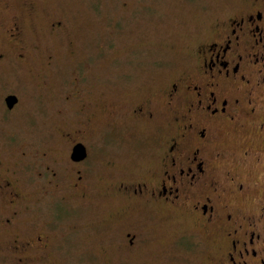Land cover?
I'll list each match as a JSON object with an SVG mask.
<instances>
[{
	"label": "flooded vegetation",
	"instance_id": "1",
	"mask_svg": "<svg viewBox=\"0 0 264 264\" xmlns=\"http://www.w3.org/2000/svg\"><path fill=\"white\" fill-rule=\"evenodd\" d=\"M11 1L0 0V126L21 116L19 108L29 93L21 72L9 73H24L27 67L46 87L43 70H33L37 54L47 68L53 64L51 54L27 40L28 28ZM46 32L60 36L65 28L51 21ZM208 33L181 56L180 70L170 78L163 75L156 94L128 97L120 119L141 128L153 164L140 174H125L112 193L180 215L165 219L190 223L171 238L166 257L171 253L181 259L178 252L203 250L202 264H264V0L231 3ZM73 86L61 99L73 101L74 107L56 110L57 131L35 139L32 152L14 148L17 138L0 129V207L5 211L0 227L8 229L4 247L15 255L13 264L34 261L31 250L39 262L54 253L49 222L30 236L17 231L18 217L31 198L38 216L42 208H47L43 216H49L51 204L66 203L72 194L85 200L92 193L87 172L95 167L91 155L104 138L92 132L95 93L78 85L77 78ZM9 96L15 98L10 107ZM72 115L76 127L70 125ZM77 145L84 148L82 157L73 155ZM29 167L34 170L32 197L25 174ZM136 231L121 234L126 239L122 252L143 262L141 243L147 237Z\"/></svg>",
	"mask_w": 264,
	"mask_h": 264
},
{
	"label": "rangeland",
	"instance_id": "2",
	"mask_svg": "<svg viewBox=\"0 0 264 264\" xmlns=\"http://www.w3.org/2000/svg\"><path fill=\"white\" fill-rule=\"evenodd\" d=\"M239 0H12L16 14H22L28 28V41L39 43L42 50L53 56L50 68L43 65L37 54L36 67L43 70L46 87L28 72H21L26 93L21 116H13L0 126L2 133L17 138L14 148L33 151L35 139L56 132L59 120L56 110L74 107L73 101L64 103L63 93L78 85L88 89L96 100L92 107V132L102 134V145L93 151L95 167L87 172L92 193L85 200L74 194L66 203L51 204V214L42 208L38 216L31 201L24 205L18 217L21 236L34 234L45 222L53 234L54 253L42 262L36 261L34 251L28 254L30 264H202L206 253L178 252L175 258L163 252L171 238L190 223L169 215L152 204H136L115 198L112 187L127 173L140 174L152 168L147 157L150 141L142 136L141 128L127 124L121 110L128 97L156 94L163 75L170 78L183 65L181 56L199 39L205 38L222 19L227 7ZM60 21L65 28L60 36L47 34L48 24ZM34 28L33 33L30 27ZM70 53H73L70 56ZM31 76V78H30ZM72 82V83H71ZM30 86V87H29ZM127 93V94H126ZM126 94L125 98H121ZM90 96V95H88ZM123 103L122 107H119ZM72 115L70 125L77 126ZM98 154V155H97ZM0 155L4 156L0 150ZM7 157V156H5ZM34 170L29 167V197L33 196ZM62 208L63 211L60 212ZM5 211L0 207V220ZM182 223L176 227V223ZM0 227V264H13L15 255L4 247L10 235ZM146 239L141 243L145 251L143 262L138 255L122 251L125 232H137ZM37 255V254H36ZM106 255L107 260L104 258ZM182 260V263L180 261Z\"/></svg>",
	"mask_w": 264,
	"mask_h": 264
},
{
	"label": "water",
	"instance_id": "3",
	"mask_svg": "<svg viewBox=\"0 0 264 264\" xmlns=\"http://www.w3.org/2000/svg\"><path fill=\"white\" fill-rule=\"evenodd\" d=\"M15 101V98L13 96H9L6 99L7 105L10 107ZM73 155H76L77 157H82L84 155V148L82 145H77L73 149Z\"/></svg>",
	"mask_w": 264,
	"mask_h": 264
}]
</instances>
